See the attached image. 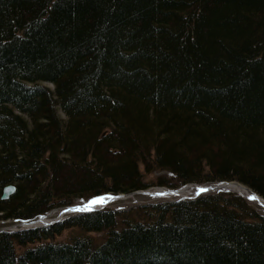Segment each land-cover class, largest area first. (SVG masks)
I'll return each instance as SVG.
<instances>
[{
  "label": "trees",
  "instance_id": "obj_1",
  "mask_svg": "<svg viewBox=\"0 0 264 264\" xmlns=\"http://www.w3.org/2000/svg\"><path fill=\"white\" fill-rule=\"evenodd\" d=\"M220 183L264 200V0H0V223ZM0 264H264V216L222 193L102 209L0 233Z\"/></svg>",
  "mask_w": 264,
  "mask_h": 264
},
{
  "label": "rangeland",
  "instance_id": "obj_2",
  "mask_svg": "<svg viewBox=\"0 0 264 264\" xmlns=\"http://www.w3.org/2000/svg\"><path fill=\"white\" fill-rule=\"evenodd\" d=\"M162 176L168 177L167 174L159 173V172H153V173L146 176V182H149V183L154 182L155 183L156 180ZM221 184H223V183L216 184V185H201V187L206 188V191H204L202 193H198V191L194 188V186H200V185L189 184L188 185L189 187H187V185H186V186L178 189V190L184 189L183 192L178 191V192H181L179 195H177V196L174 195L171 197H162V198H157V197H154L150 194H142L141 195V194L136 193V194H130V195L118 196V197L105 196V197H102V201L99 198V199L92 200L88 203H84L81 200H76L74 202L73 208H79L78 210H75L77 212L71 211V210L65 211L64 209H55V210H52V211L48 212L47 214H45L44 217H40V218L36 219L34 222H31V224L36 223L37 220L43 218L46 221V224L43 226H36V227L41 228V227L51 226V225H54L56 223L63 221L64 219H68L69 217L71 218V217H75V216L83 214V212H81L82 208H85V209L89 208V207L93 208L96 206H100L101 203H104V205H105L103 207L104 209H109V210H113V211H128V210L136 209L138 207L148 206L151 204L193 199L195 197H198L199 195H202V196H204V195H216L218 193H222V194H234V195L242 198L240 195H238L235 192L225 191V190H221L220 188H217ZM157 189H162V188L154 186V187L148 188L146 190V193L147 192H153ZM196 192L198 193V196L194 195V194H196ZM242 199L245 201V203L250 208L255 210L261 216H264V209L263 208H261L260 206H258L257 204H255L253 202H249V201L245 200L244 198H242ZM9 224L10 223H5V224L0 223V231L1 230L8 231L12 228H14V229L20 228V224L19 225H9ZM31 224L25 225V227L31 226ZM74 235H78V233L76 231H71V230L65 231L59 237L55 238L53 240V242H56V243L67 242ZM88 236L96 244H100L105 239L106 234L105 233H91ZM21 250H23V249H21Z\"/></svg>",
  "mask_w": 264,
  "mask_h": 264
},
{
  "label": "bare ground",
  "instance_id": "obj_3",
  "mask_svg": "<svg viewBox=\"0 0 264 264\" xmlns=\"http://www.w3.org/2000/svg\"><path fill=\"white\" fill-rule=\"evenodd\" d=\"M195 185V184H194ZM187 187H189L187 185ZM192 187V186H191ZM194 188L197 190V191H200L201 193L206 191V188H200V187H195ZM217 188H220L221 190H225V191H232V192H235L237 193L238 195H240L242 198H244L245 200L249 201V202H253L255 204H257L258 206H260L261 208L264 209V200L262 198H260L259 196H257L256 194L252 193L250 190L242 187V186H239L238 184L236 183H225V184H221L220 186H218ZM203 189V191H202ZM184 190V189H183ZM183 190H181V192H183ZM181 192H171L165 188H162V189H157L153 192H148V194L154 196V197H157V198H162V197H171V196H177L179 195ZM198 196V195H197ZM252 197H255V199H253ZM189 200V199H188ZM104 204V203H101V205ZM82 211V210H81ZM44 217V216H42ZM30 223L28 224H23L22 226H25V225H30ZM46 224V221L41 218L39 220H37L36 223H32L31 224V227H35V226H43ZM27 228H30V227H27ZM5 232V231H4ZM2 233V232H1Z\"/></svg>",
  "mask_w": 264,
  "mask_h": 264
},
{
  "label": "water",
  "instance_id": "obj_4",
  "mask_svg": "<svg viewBox=\"0 0 264 264\" xmlns=\"http://www.w3.org/2000/svg\"><path fill=\"white\" fill-rule=\"evenodd\" d=\"M15 193V187L12 186V185H8V186H5L3 189H2V192H1V200L3 201H6L8 200L13 194ZM99 210V208L97 207H94V208H88L86 211H84L85 213H90V212H93V211H97ZM27 227H30V228H27ZM34 228H37L36 226L35 227H31V226H20V228L18 229H10L8 230L9 232H20V231H27V230H32ZM6 230H1V232H4Z\"/></svg>",
  "mask_w": 264,
  "mask_h": 264
},
{
  "label": "snow or ice",
  "instance_id": "obj_5",
  "mask_svg": "<svg viewBox=\"0 0 264 264\" xmlns=\"http://www.w3.org/2000/svg\"><path fill=\"white\" fill-rule=\"evenodd\" d=\"M202 191H203V189H202ZM253 199H255V197H252ZM100 200L102 201V198H100ZM95 202V201H94Z\"/></svg>",
  "mask_w": 264,
  "mask_h": 264
}]
</instances>
